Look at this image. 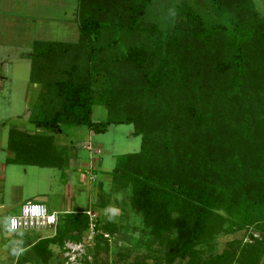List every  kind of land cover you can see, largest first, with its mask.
<instances>
[{
  "label": "trees",
  "instance_id": "obj_1",
  "mask_svg": "<svg viewBox=\"0 0 264 264\" xmlns=\"http://www.w3.org/2000/svg\"><path fill=\"white\" fill-rule=\"evenodd\" d=\"M150 1L77 0L75 42L33 41L29 80L38 89L27 122L34 129L8 128L6 161L56 167L50 133L61 125L97 133L131 124L139 149L120 155L108 175L128 188L129 208L163 246L153 264H259L264 15L252 0H179L156 10L164 12L160 28L145 20ZM94 105L103 106L104 120L91 119ZM88 225L85 211L61 214L54 235L31 248L48 258V244L79 242ZM240 229H250L247 242L232 240L218 253L201 248Z\"/></svg>",
  "mask_w": 264,
  "mask_h": 264
},
{
  "label": "rangeland",
  "instance_id": "obj_2",
  "mask_svg": "<svg viewBox=\"0 0 264 264\" xmlns=\"http://www.w3.org/2000/svg\"><path fill=\"white\" fill-rule=\"evenodd\" d=\"M54 1L0 0V147L4 145L9 127L23 129L22 124L29 114L33 96L38 89V85L29 80L33 41L75 42L78 37V30L74 27L75 18L71 20L72 24H69L67 19L71 3L67 8L66 5L69 0H57L56 3ZM177 1L179 0H151L145 12V20L161 28L164 12L156 10L161 8V3ZM187 1L194 3V0ZM252 3L257 13L264 15V0H252ZM75 5L76 2L74 7ZM98 106L94 107L93 116L97 121H102L105 115L99 118L98 111L105 109ZM28 130L32 131L29 128ZM131 130V124L110 125L104 132L97 133L83 126L61 125L55 133H50L53 142L51 147L61 157L57 169L10 164L0 157V165L4 167L0 169L3 176L0 180V195L4 198L5 205L0 209V264H153L161 261L164 248L158 242H151L143 228L140 215L129 208L126 196L124 197L128 188L120 190L109 180L108 173L114 168L116 159L120 155L139 149L140 138L138 135H132ZM70 156L89 164L90 168L85 166L80 170L84 182L75 179L77 174L74 176L73 171L68 168L65 157ZM65 167L67 170L63 172ZM67 172L72 174V178L63 186ZM91 173L95 175L96 181L94 178L89 179ZM49 174H53L49 176L52 181L48 178ZM13 184L18 188L20 186L24 193L25 197L20 204L27 200L26 195L51 188L49 197L52 200H47L48 197L42 194L35 198L41 201L47 210L54 204L62 205L68 202L71 208L80 207L77 210L88 208L90 211L100 212L103 207L94 202L95 198L98 203L101 201L102 205H117L122 211L119 224H115V232L108 233L107 237L102 236L103 238L98 237L95 240L88 239V235L83 234L80 244L65 247L66 255L58 256L56 250L52 251V258L42 259L37 257L36 250L30 247L17 260L10 254L7 248L9 245H16V239L23 240L21 245L29 244L39 236L51 234L52 230L46 227L19 231L23 235L4 230V218L17 214L19 209V206L10 204L9 196L12 194ZM249 232L250 229H240L219 233L210 242L211 250H206L204 245L201 248L205 254L218 253L232 240L247 242ZM254 235L257 236V233L254 232ZM184 261L175 260L173 264H185ZM259 264H264V254Z\"/></svg>",
  "mask_w": 264,
  "mask_h": 264
},
{
  "label": "crops",
  "instance_id": "obj_3",
  "mask_svg": "<svg viewBox=\"0 0 264 264\" xmlns=\"http://www.w3.org/2000/svg\"><path fill=\"white\" fill-rule=\"evenodd\" d=\"M56 2H57V0H55ZM54 1V2H55ZM61 0H59V2H60ZM55 2V3H56ZM61 2H63V1H61ZM74 2H76V5H77V0H69V2L67 3V5H66V8L68 7V4L69 3H71V4H69V10L70 11H68V15H67V19H68V22H69V24H72V22H71V20H74V18H75V20H74V23H75V25H74V27H76L75 29H77V20H76V17H75V10H76V5H75V7H74ZM55 3H53V4H55ZM63 4V3H62ZM66 4V3H65ZM95 106H98V105H94V106H92L91 107V119L93 120V121H97V119H96V117H94L93 116V109H94V107ZM99 107V106H98ZM104 109V108H103ZM105 115V110L104 111H101V109L98 111V116H99V118L100 117H102V116H104ZM27 116H28V114L26 115V119H24V123L22 124L23 125V128L24 129H27L28 130V128L29 129H31V130H33L34 129V127L31 125V124H29L28 122H27ZM110 126V125H109ZM108 127V126H107ZM20 129V128H19ZM39 131H41V130H39ZM43 132H45V131H43ZM6 143H7V136L5 137V142H4V145L2 146V147H0V157L2 156V158H4L3 160H7L8 158H11L12 157V153L11 152H9L7 149H6ZM86 148H88V146H86ZM65 159H66V162L69 164V166H68V168H70L72 171H73V174H74V176H75V174H77L76 175V177H75V179H78V181L79 182H84L83 180H84V176L82 175V173H81V169H83L85 166H87L88 167V165L89 164H86V163H84V162H80V161H78V160H75L74 159V157H65ZM66 162H65V164H66ZM47 167H49V168H55V169H57L56 167H54V166H47ZM4 167L2 166V165H0V169L2 170ZM88 168H90V166L88 167ZM67 170V168L65 167V169L63 170V172L64 171H66ZM72 174L71 173H69V172H67V174H65V183H64V185L63 186H65V184H66V182L70 179V178H72V176H71ZM49 176H53V174H49L48 175V178H49V180H51L52 181V178H50ZM3 178V176H2V174L0 173V180ZM91 178H94L95 179V181H96V177H95V175L93 174V173H91L90 175H89V179H91ZM109 178H110V176H109ZM110 181H111V178L109 179ZM98 184H96V186H97ZM12 188V194L9 196L10 197V201H11V203L10 204H15L17 207L19 206L20 207V205L22 204H20V202L23 200V197H25L24 196V193H23V191H22V189H21V187L19 186V188L15 185V184H13V186L11 187ZM64 190H65V193H66V187L64 188ZM49 192H51V188H47L45 191H42V192H40V193H38V192H34V193H30L29 195H26L27 197V200L25 201V202H29V201H37L38 199H36L35 200V198L37 197V196H41V195H39V194H42L43 196H47L48 198H47V200H52V198L51 197H49ZM3 197H1V195H0V209H2L3 208V206H5L4 205V201H3ZM97 200L98 199H94V202L96 203L97 202ZM37 202H40L41 203V201H37ZM24 203V202H23ZM6 204H8L7 202H6ZM20 204V205H19ZM43 204V203H42ZM11 206H13V205H11ZM117 206V205H116ZM8 207H9V204H8ZM18 207V208H19ZM106 207H107V204H106ZM106 207H104L103 206V209L99 212V211H90L88 208H82L81 210H77V209H79L80 207H77V206H74L73 208H71V205L67 202V203H63L62 205L61 204H59V203H57V204H54V205H52L51 207H49V209H48V211H53V212H55L56 213V216H59V215H61V214H67V213H71V212H80V211H88L89 213H91V214H93L94 216H93V219H92V221L94 220V219H96L97 220V222L95 221V222H93V224L94 223H97V225H98V227H99V230L97 229H95V227L93 228V233L92 234H90V229H89V227H88V230H86V232L84 233V235H89L90 237H91V239H93V235L94 234H97V233H99V234H101V233H105L104 231H102V229H101V224H104L105 222H109L108 220H107V218H106V216H105V213H104V210H105V208ZM118 207V206H117ZM10 208V207H9ZM46 208V207H45ZM47 209V208H46ZM19 210V209H18ZM121 213H122V211H120ZM119 216L118 217H115L114 218V222H111L112 224H116V225H118L119 224ZM115 225V228L117 227ZM89 226V225H88ZM46 228V227H45ZM45 228H40V229H45ZM51 228V230H52V233L51 234H48V235H45V236H43V237H41V236H39L35 241H32V242H30L29 244H26V245H21V242L23 241L22 239L21 240H19V239H16V242H18L16 245H13L12 244V246H19V247H23V248H26V249H28V248H30L31 246H32V244L33 243H35L37 240H39V239H43V238H50V237H52L53 235H54V232H55V226L54 227H50ZM87 233V234H86ZM106 234H108V233H106ZM71 244H74V245H77V244H80V241L79 242H72V241H64L63 242V245H59V243L57 244V243H55V244H48V246L49 245H51L50 246V248H48V246H47V248H48V250H50V256L48 257V258H52V255L54 254H51L52 253V251H58V253H59V255L58 256H60V255H66V250H65V247H67V246H69V245H71ZM57 253V252H56Z\"/></svg>",
  "mask_w": 264,
  "mask_h": 264
},
{
  "label": "built area",
  "instance_id": "obj_4",
  "mask_svg": "<svg viewBox=\"0 0 264 264\" xmlns=\"http://www.w3.org/2000/svg\"><path fill=\"white\" fill-rule=\"evenodd\" d=\"M31 205H41L42 206V215L38 217H32L31 215L27 214L28 210L30 209ZM86 215L89 218V229L90 234L93 233V214L89 213L88 211H85ZM11 217H15L18 220V223L20 225L19 231H25L29 229H40L45 227H54L57 222V216L56 213L53 211H48L45 206L37 201H29L24 202L20 205L18 213L10 215ZM103 237H107L106 233H102ZM92 237V236H91ZM91 237L88 235L87 238L91 239Z\"/></svg>",
  "mask_w": 264,
  "mask_h": 264
},
{
  "label": "clouds",
  "instance_id": "obj_5",
  "mask_svg": "<svg viewBox=\"0 0 264 264\" xmlns=\"http://www.w3.org/2000/svg\"><path fill=\"white\" fill-rule=\"evenodd\" d=\"M42 206L41 205H31L30 209L28 210L29 215L32 217L41 216L42 213ZM105 216L109 222H114V218L121 215L120 209L114 205H108L104 210ZM19 223L15 217H5L3 220V228L8 233H17L18 235H23L22 232H19ZM22 243V242H21ZM8 250L10 254L15 257L17 260L24 252L27 250L26 248L19 247V246H11L9 245Z\"/></svg>",
  "mask_w": 264,
  "mask_h": 264
}]
</instances>
